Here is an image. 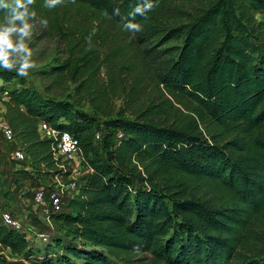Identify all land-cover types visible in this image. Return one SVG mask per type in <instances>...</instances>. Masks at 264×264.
<instances>
[{"label": "trees", "instance_id": "obj_1", "mask_svg": "<svg viewBox=\"0 0 264 264\" xmlns=\"http://www.w3.org/2000/svg\"><path fill=\"white\" fill-rule=\"evenodd\" d=\"M146 2L31 6L49 35L71 30L65 62L40 72L65 99L0 70L3 118L36 173L61 174L37 124L72 134L83 175L67 210L52 215L58 230L42 254L1 224L0 245L34 264H264V232L255 229L264 219V0H150L133 18ZM129 21L142 30H125ZM87 48L104 54L84 59ZM174 103L192 106L188 123L170 121ZM97 116L108 131L98 145Z\"/></svg>", "mask_w": 264, "mask_h": 264}, {"label": "rangeland", "instance_id": "obj_2", "mask_svg": "<svg viewBox=\"0 0 264 264\" xmlns=\"http://www.w3.org/2000/svg\"><path fill=\"white\" fill-rule=\"evenodd\" d=\"M57 16H60L59 12ZM40 18H42V16H37V20ZM257 18L261 22V28L257 33V42L260 50L264 51V16H260L258 14ZM48 31V27L45 28L38 22L36 23L33 35L30 40L26 41V43L33 52L32 59L36 62L37 67L30 70L28 77L25 78L17 75V79L14 81L17 83L24 82L26 86L31 87L40 95L65 99L66 90H61L60 88L57 90H50V80L43 79L40 76V72L43 70H48L57 65H62L65 62L68 52L67 38L71 30L61 26L59 30H57V33L53 32L49 35ZM90 52H92V54ZM84 54H88L84 59H92L94 57L98 58L103 56L104 52L97 49L87 48L84 50ZM116 62H118V60H116ZM100 73L101 76H106L104 69H102ZM113 106L118 108L121 106V102L116 101L113 103ZM174 106L175 109H177V112L171 117L170 121H182L183 123H188L190 121V117L194 115L191 109L192 106L185 103H174ZM76 107L86 113H91L89 107L86 104L84 105V103L80 104L79 106L77 105ZM3 110L4 108L2 102L0 101V114ZM97 118L98 123L96 126L103 133V135H105L108 132L103 125L105 118L98 116ZM200 126L203 127L202 124ZM9 151L10 148L6 146L2 140H0V154L4 164V167H2L0 170V196L2 198L9 197L13 204H15V207H17V211L14 213V216L25 223L29 222L36 231L47 235L49 237L47 244H50L52 241V235L53 233L57 232L58 226L53 225V223L47 225L42 217L36 218L32 214L30 215V199L33 188L38 187L41 184L51 186L53 183L57 182L58 179L53 173L41 174L36 172H27L25 170L26 164H16L13 161H8ZM69 170L72 172L69 173H71V175L77 181L79 180L80 176L83 175L79 167H75L74 164L69 167ZM191 188L196 191H206L207 193H210V190H205V188L199 187L197 185H193ZM255 229L259 233L264 232V219L255 226ZM33 244L35 255L39 253L42 254L47 245L35 242ZM48 252L57 254L59 251L56 247H51L48 249ZM25 260L26 259H24L23 256H17L9 249L0 245V264H34L35 259L34 256H29V259L26 261Z\"/></svg>", "mask_w": 264, "mask_h": 264}, {"label": "built area", "instance_id": "obj_3", "mask_svg": "<svg viewBox=\"0 0 264 264\" xmlns=\"http://www.w3.org/2000/svg\"><path fill=\"white\" fill-rule=\"evenodd\" d=\"M5 97L6 93H4L3 99ZM3 113L4 110L0 114V140L10 148L8 161H13L16 164H26L25 170L34 172L26 146L22 140L16 138L13 130L4 120ZM37 134L41 140H47L51 143L52 158L57 163V169L61 174L56 175L58 181L51 186L41 184L33 188L30 199V215L32 214L36 218L42 217L47 225L52 223L56 225L52 215L61 214L67 210V203L74 197L79 187V182L71 175L72 172L69 170V167L73 164L81 170L82 157L79 142L69 132L60 131L43 121L37 124ZM123 136L124 134L121 131L116 132L115 141L118 143ZM103 137V133L97 130L93 137L94 143L96 145L100 144ZM2 167H4V164L0 154V170ZM16 211L17 207L9 197L2 198L0 196V224L23 234L27 245L31 248L34 247V242L47 244L49 237L36 231L29 222L25 223L15 217L14 213Z\"/></svg>", "mask_w": 264, "mask_h": 264}, {"label": "clouds", "instance_id": "obj_4", "mask_svg": "<svg viewBox=\"0 0 264 264\" xmlns=\"http://www.w3.org/2000/svg\"><path fill=\"white\" fill-rule=\"evenodd\" d=\"M75 3V0H71ZM65 3V0H44L43 7L49 10L55 9ZM35 0H0V12H3V20L0 22V69L8 72H15L20 77H28L30 70L37 67L32 59L33 52L26 41L30 40L36 23L47 27L48 20L40 18L37 20V13L31 7ZM154 5L147 0L142 5L137 4L130 15L144 16ZM119 15V10H114ZM105 15L108 14L105 12ZM124 29L132 32L141 31L138 23L131 21L123 25ZM91 46V36L88 38ZM4 81L0 79V86Z\"/></svg>", "mask_w": 264, "mask_h": 264}, {"label": "crops", "instance_id": "obj_5", "mask_svg": "<svg viewBox=\"0 0 264 264\" xmlns=\"http://www.w3.org/2000/svg\"><path fill=\"white\" fill-rule=\"evenodd\" d=\"M26 261V260H25Z\"/></svg>", "mask_w": 264, "mask_h": 264}]
</instances>
